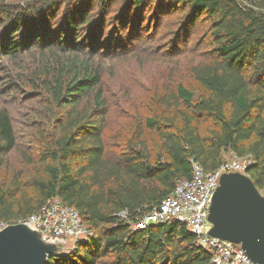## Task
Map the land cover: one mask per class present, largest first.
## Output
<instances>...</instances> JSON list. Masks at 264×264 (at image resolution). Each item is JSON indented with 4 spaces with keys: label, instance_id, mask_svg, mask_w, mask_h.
<instances>
[{
    "label": "trees",
    "instance_id": "16d2710c",
    "mask_svg": "<svg viewBox=\"0 0 264 264\" xmlns=\"http://www.w3.org/2000/svg\"><path fill=\"white\" fill-rule=\"evenodd\" d=\"M156 2L157 15L183 7L187 27L202 15L208 18L213 57L190 68L206 94L194 98L178 83L171 115L145 119L159 135L163 153L152 159L134 145L111 160L105 156L102 137L106 110L98 69L88 61L71 59L68 68L61 67L52 79L44 80L51 102L62 112L54 118L46 148L44 158L50 162L33 178L32 196L22 192L19 181L7 189L0 187V222L23 221L53 197L74 207L91 234L46 264H210V252L195 243L183 223L169 220L145 229H135L132 223L169 196L179 179L191 177V160L212 172L228 152L249 157L245 173L258 190L264 187V0ZM114 3L119 4L115 12ZM145 3H0V53L12 55L35 45L63 50L97 45L110 20L120 29L135 25L139 30ZM85 98L91 99L93 108L81 106ZM15 144L9 115L1 110L0 166Z\"/></svg>",
    "mask_w": 264,
    "mask_h": 264
},
{
    "label": "rangeland",
    "instance_id": "374dc122",
    "mask_svg": "<svg viewBox=\"0 0 264 264\" xmlns=\"http://www.w3.org/2000/svg\"><path fill=\"white\" fill-rule=\"evenodd\" d=\"M145 1L139 30L135 25L120 29L119 23L110 20L97 45L86 43L76 46V50L35 45L12 55L0 53V111L8 113L16 137L15 147L0 166L2 189L19 181L22 192L32 196L33 178L42 175L44 164L50 162L44 157L53 136L54 118L62 114L51 102L43 82L52 79L61 67L68 68L71 59L77 63L88 61L101 74L106 110L102 132L105 156L119 159L134 145H140L152 159L163 153L159 135L148 128L145 119L171 115L169 107L176 100L178 83L194 98L206 94L190 68L213 57L210 22L202 15L193 27H187L183 7L157 15L156 0ZM29 2L0 0L14 5ZM118 7L114 3L111 9L115 12ZM2 25L0 22V32ZM81 106L93 108L91 99L85 98ZM240 161L245 163L248 158ZM18 220L12 219L10 224L19 223ZM73 247L68 244L59 252Z\"/></svg>",
    "mask_w": 264,
    "mask_h": 264
},
{
    "label": "built area",
    "instance_id": "2783aa9c",
    "mask_svg": "<svg viewBox=\"0 0 264 264\" xmlns=\"http://www.w3.org/2000/svg\"><path fill=\"white\" fill-rule=\"evenodd\" d=\"M226 157L227 160L212 172H206L198 162L191 160V177L179 179L173 192L141 216L137 220L139 223L133 222V228L145 229L151 225L177 220L194 234L198 246L210 252V264H255L240 244L209 234V206L221 175L229 172L244 173L250 161L247 157L248 161L241 163L240 157L232 152H228ZM20 222L40 231L45 240L59 249L68 244L74 245L78 239H85L91 234L79 212L57 197L47 200L38 212ZM7 225L0 222V229Z\"/></svg>",
    "mask_w": 264,
    "mask_h": 264
},
{
    "label": "water",
    "instance_id": "95a60500",
    "mask_svg": "<svg viewBox=\"0 0 264 264\" xmlns=\"http://www.w3.org/2000/svg\"><path fill=\"white\" fill-rule=\"evenodd\" d=\"M223 173L209 206V234L241 245L255 264H264V187L245 173ZM59 248L24 222L0 229V264H46Z\"/></svg>",
    "mask_w": 264,
    "mask_h": 264
}]
</instances>
